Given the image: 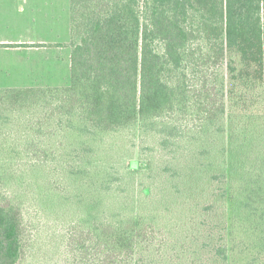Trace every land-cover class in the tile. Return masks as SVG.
Wrapping results in <instances>:
<instances>
[{"label": "trees", "instance_id": "16d2710c", "mask_svg": "<svg viewBox=\"0 0 264 264\" xmlns=\"http://www.w3.org/2000/svg\"><path fill=\"white\" fill-rule=\"evenodd\" d=\"M67 47V87L0 89V264L30 247L25 179L41 209L75 210L60 218L63 264H148L163 212L141 204L162 187L171 208L208 169L233 242L208 245L213 264L233 249L264 264V0H70ZM191 141L195 170L180 161Z\"/></svg>", "mask_w": 264, "mask_h": 264}, {"label": "rangeland", "instance_id": "374dc122", "mask_svg": "<svg viewBox=\"0 0 264 264\" xmlns=\"http://www.w3.org/2000/svg\"><path fill=\"white\" fill-rule=\"evenodd\" d=\"M68 79L62 80L61 86H2L0 89L9 88H31V87H67ZM61 84V81L59 82ZM117 140V139H116ZM123 143L131 148L135 158L138 156L139 141L135 137L126 136ZM153 146V142L149 141ZM180 146V161L187 162L191 169L200 167V161L197 160L200 144L196 141ZM110 145V139L106 143ZM117 145H120L117 140ZM134 145V146H132ZM151 145H146L151 147ZM205 146V145H204ZM208 146V145H207ZM133 147V148H132ZM149 153V152H147ZM192 155H196L192 159ZM114 162L108 160V163ZM205 163L207 161L205 160ZM111 164V163H110ZM215 169H208L202 173L194 175V182L190 183V188L181 199L169 201L171 208H164L157 203L163 202L164 189L159 187L154 191L153 198L155 202L141 204L144 213L153 211H162L159 214V221L156 222L157 237L161 239L160 249L153 251L147 256L148 264H213V252L208 247L209 244L218 240L222 235V243H227L229 247L233 245L228 234V200L226 195L222 196V189H227L225 182L221 179H212ZM153 178L143 174L140 186L148 185L152 180H158L160 173L155 171L151 173ZM28 180H24L23 185L18 191L22 192L23 217H26L27 231L30 241V247L27 250L26 260L23 264H63L65 262L66 248L59 238L63 227L60 222L61 216L65 213L74 214L75 210L69 207H55L50 203L41 209L32 199L36 197L33 186L26 188ZM32 195V198H31ZM110 210V201L107 203ZM166 216H165V215ZM232 264H244L245 260L251 259V256L238 250H231Z\"/></svg>", "mask_w": 264, "mask_h": 264}, {"label": "crops", "instance_id": "0c3cea01", "mask_svg": "<svg viewBox=\"0 0 264 264\" xmlns=\"http://www.w3.org/2000/svg\"><path fill=\"white\" fill-rule=\"evenodd\" d=\"M69 41L70 0H0V87L65 85Z\"/></svg>", "mask_w": 264, "mask_h": 264}]
</instances>
